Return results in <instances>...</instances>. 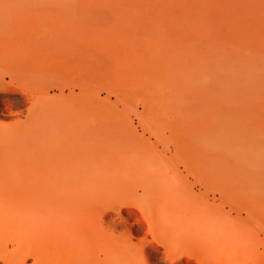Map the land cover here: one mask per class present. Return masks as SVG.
Masks as SVG:
<instances>
[{
  "label": "rangeland",
  "instance_id": "374dc122",
  "mask_svg": "<svg viewBox=\"0 0 264 264\" xmlns=\"http://www.w3.org/2000/svg\"><path fill=\"white\" fill-rule=\"evenodd\" d=\"M187 148L225 264H264V0H0V264H66L67 224L103 259L87 209L108 175L89 176Z\"/></svg>",
  "mask_w": 264,
  "mask_h": 264
},
{
  "label": "bare ground",
  "instance_id": "6f19581e",
  "mask_svg": "<svg viewBox=\"0 0 264 264\" xmlns=\"http://www.w3.org/2000/svg\"><path fill=\"white\" fill-rule=\"evenodd\" d=\"M19 56H16L18 58ZM208 150L203 147L202 151ZM185 157L180 162L172 158H164L147 162L145 166L131 167L125 171L126 176L115 175L113 159L108 160L104 171L97 170L89 176L91 183L99 181L101 175L107 176L106 192H99L95 196L89 209L92 228L89 242L102 239L104 245H109L101 253L96 250L90 252L83 249V243L87 240L73 224L65 226L66 264H144L141 257L147 253L162 252L167 264H225V251L223 241L210 237L208 222L210 219L209 208L204 196L196 195L195 183L189 178H198L195 164L204 160V157L194 158L190 148L184 150ZM161 164L164 167L161 168ZM181 164L188 169L186 176L177 174ZM171 169L172 176L162 175L156 169ZM193 182V181H192ZM201 183L207 188V181ZM9 185L6 180L0 185ZM14 184L22 185L15 181ZM95 189V188H94ZM203 191V190H202ZM198 193V192H197ZM209 192L206 190L204 195ZM96 193L94 192L93 195ZM196 199H203L201 204H196ZM79 199L70 201L72 210L68 213L86 210ZM126 211H130L129 217H125ZM137 212V225L142 232V237L137 239V244L126 243L128 247L120 244V239L113 236L118 229L130 231L134 224L130 223L132 213ZM114 216L117 218L115 219ZM72 218V217H71ZM105 225L107 227H105ZM5 231L7 227H2ZM1 230V229H0ZM76 235V237H75ZM75 238H74V237ZM130 248L134 256L128 255L125 250ZM98 249V248H97ZM56 260L38 257L35 264H56Z\"/></svg>",
  "mask_w": 264,
  "mask_h": 264
}]
</instances>
